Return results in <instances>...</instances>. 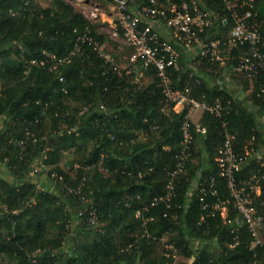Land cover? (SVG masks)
Returning a JSON list of instances; mask_svg holds the SVG:
<instances>
[{"label":"trees","instance_id":"1","mask_svg":"<svg viewBox=\"0 0 264 264\" xmlns=\"http://www.w3.org/2000/svg\"><path fill=\"white\" fill-rule=\"evenodd\" d=\"M47 1L51 5L41 7L33 0H0V164L13 180L0 179V264H264V246L250 249L253 239L231 206L223 219L218 211L209 216L199 201L203 197L210 206L216 200H229L217 167L223 125L236 135L234 146L240 155L257 150L263 140L256 113L245 106L250 101L264 118V98L257 97L263 81L239 75L245 90L252 85V91L248 100L237 102L220 87L209 89L179 56V71L169 70L173 90L183 92L188 87L190 98L219 99L226 110L220 117L201 113L196 121L206 129V135L192 133L191 156L185 173L175 180L174 197L168 206L160 203L150 208L155 197L165 194L167 174L175 167L186 109L172 111L154 72L147 75L152 79L148 86L133 85L130 79L116 77L87 46L61 68L63 82L39 67H31L25 75L26 63L44 60L43 53L66 56L86 30L97 41H107V36L72 6L62 0ZM242 1L199 0L211 15V26L199 39L226 38L233 26L231 11ZM254 12L264 37V0H255ZM243 51L237 47L226 53L229 70ZM222 69L208 73L218 77ZM98 103L116 118L103 127V118L93 113L81 118L78 137L59 132V128L75 124L83 107ZM35 120H39L36 127ZM30 125L37 138H47V165L52 172L74 189L82 183L87 204L74 196L39 191L27 178L43 144H29L20 159L19 150L8 141ZM106 131L116 141H111ZM130 139L134 144L126 143ZM63 154L73 157L67 173L60 166ZM256 170V162L250 161L236 177L246 180ZM210 179L216 197L209 194ZM201 188L204 194H199ZM262 188L263 194L256 200L258 212L264 210V182ZM90 207L97 212L96 228L83 221L87 213L77 217L79 211ZM145 208L149 210L143 217L154 219L147 226L148 234L173 245L175 262L159 252V242L141 239L143 229L135 212Z\"/></svg>","mask_w":264,"mask_h":264},{"label":"built area","instance_id":"2","mask_svg":"<svg viewBox=\"0 0 264 264\" xmlns=\"http://www.w3.org/2000/svg\"><path fill=\"white\" fill-rule=\"evenodd\" d=\"M112 8V18L114 19V36L120 37L124 46L132 51L128 58L127 66L121 68L117 66L104 42L97 41L86 30L76 38L73 49L60 58L49 53H43L45 59L41 61H31L26 63L25 75L28 74L31 67H39L48 70L63 82L61 68L70 64L72 59L81 52L84 46L91 48L97 56L104 61L116 77L119 79H130L133 85L141 87L140 81L150 72H154L158 80V86L167 104H172V111L180 113L186 109V114L181 125V143L180 152L174 169L167 174V183L165 185V194L155 197L150 208L163 203L167 204L172 200L175 194L174 184L178 175L185 173L186 166L191 156V146L193 142L192 133L197 135H206V129L199 123H194L192 117L194 114L206 112L216 117L226 110V107L219 99L208 100L204 96L200 98H190V90L185 87L183 92L174 91L170 82L169 70L179 71V53L175 45L186 52H191L197 48L196 57L201 65L207 70L214 71L216 68L227 66V59L221 55L229 53L231 48H243L244 51L237 59L232 71L238 75H243L249 81H257L260 78L264 84V37L260 34V23L257 22V15L254 12L255 0H243L238 8L232 9L231 19L233 22L230 33L221 40L204 42L199 36L211 26L210 14L200 6L199 0H105ZM244 10L242 14L239 12ZM94 17V15H91ZM160 23L172 38L173 43L161 38L154 29V23ZM227 49V50H226ZM66 93V91H64ZM258 98H264V85L260 88ZM229 103V102H228ZM166 113L165 109L161 110ZM97 113L103 118L102 126L108 123L110 118H116L112 111L107 110L103 103L89 104L82 108L76 118V122L71 127L59 128V132L65 131L67 135L79 136L78 129L82 125L81 118L85 115ZM58 117V115H55ZM39 123L35 120L34 125ZM264 123V118H263ZM193 125V126H192ZM34 127V128H35ZM224 142L219 157L217 167L219 175L225 181L229 200L221 202L216 200L213 205H208L203 197L199 198L203 210H209V216L214 217L216 211L225 219L227 207L231 206L237 213L241 222L246 226L253 241L250 249L264 246V210L257 211L256 200L263 194L262 183L264 182V156L257 150H246L240 155L235 150L236 135L229 132L223 125ZM264 133V131H263ZM111 141H116L113 134L106 131ZM139 138H143L142 135ZM10 145L19 150V158L25 157L24 150L31 145L42 143V150L30 164L27 178L35 183L39 191H47L54 194H60L63 197L74 196L85 205L87 200L82 195V183L74 189L64 181L62 176L52 172L48 162V142L45 136H39L29 126L20 130V136L11 137L8 141ZM130 139L126 143L134 144ZM124 144V143H122ZM250 161H255L257 170L246 180H238L236 175L241 168ZM74 169H78L75 165ZM99 172L104 173L102 168ZM43 182L44 184H41ZM209 194L216 197L214 189V180H209ZM205 189L201 188L199 194H204ZM262 205V204H261ZM148 208L137 210L135 219L141 222L143 234L141 239L146 238L152 242H159L164 245L165 239H157L150 236L147 226L151 224L153 218H144L143 212H148ZM87 213V218L83 221L91 226L98 227L99 221L97 212L93 207L88 210L79 211L77 217L83 218ZM228 222V221H227ZM229 223V222H228ZM167 243V242H166ZM130 247V246H129ZM65 251V249H63ZM167 257H171L174 262L177 260V254L172 244H165L164 250Z\"/></svg>","mask_w":264,"mask_h":264},{"label":"rangeland","instance_id":"3","mask_svg":"<svg viewBox=\"0 0 264 264\" xmlns=\"http://www.w3.org/2000/svg\"><path fill=\"white\" fill-rule=\"evenodd\" d=\"M41 7H48L50 6V2L47 0H33ZM68 5L72 6L73 9L82 14L92 26H96L97 30L101 33L107 36V41L105 42L108 45V49L110 50V53L114 59V62L117 64V66L124 68L127 66L128 58L132 54V51L126 48L124 46L122 40L120 37L114 36V19H108L106 16L103 15L105 12H110V6L105 0H62ZM91 15H94L92 17ZM226 53L221 55L223 58L227 59L228 57L225 56ZM202 67L201 70L204 72H208V70L204 67V65H201L198 61L196 66ZM206 72V73H207ZM230 70L227 67H223L222 71L220 72L219 76H227L229 74ZM229 76V75H228ZM230 77V76H229ZM152 79L149 76H146L144 79L140 81L141 86H148L151 84ZM2 121H0V127L2 126ZM47 126H49L47 124ZM49 129V127H48ZM72 155L71 154H63L60 166L66 173L69 172V164L72 162ZM0 179L12 182L13 180L6 172V169L4 165L0 164ZM41 184H44L43 182H40ZM76 225V222H73V226ZM167 241H165L164 245L161 243L159 245V252H164V246Z\"/></svg>","mask_w":264,"mask_h":264},{"label":"crops","instance_id":"4","mask_svg":"<svg viewBox=\"0 0 264 264\" xmlns=\"http://www.w3.org/2000/svg\"><path fill=\"white\" fill-rule=\"evenodd\" d=\"M103 15L106 16L108 19H112L111 6H110V12H105L103 13ZM153 26H154V29L159 33L162 39L173 43L172 38L170 37L168 32L165 30L162 24L156 22L153 24ZM175 48L178 50L179 56L181 57L182 64L185 67H188L201 80H203L207 84V87L209 89L215 86L220 87L221 89L226 90V92L232 96L233 100L237 102H242L246 99L247 100L249 99V95L252 91V85H250L248 90H245V88L243 87L244 85L243 80L240 78L241 76L234 73L232 70H230L227 76L221 75L217 77L212 73H208V72L206 73L203 70H201L198 67V65L196 66L197 64L196 54L198 52L197 48H194L191 52H186L176 45H175ZM225 56L228 57V54H226ZM245 106H247L248 108H250L251 111L256 113L257 129L258 131L262 133V139H263L259 142L257 151L260 155L264 156V133H263L264 123H263L262 113L257 112V109L251 106L250 101L245 102ZM200 116H201L200 112L194 114V116L192 117L193 122L198 123L196 120H198Z\"/></svg>","mask_w":264,"mask_h":264}]
</instances>
